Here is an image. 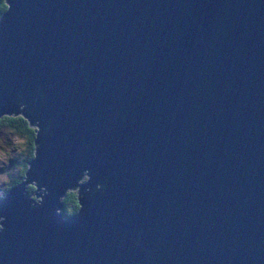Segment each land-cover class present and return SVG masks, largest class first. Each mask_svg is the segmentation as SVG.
Listing matches in <instances>:
<instances>
[{
    "label": "water",
    "instance_id": "obj_1",
    "mask_svg": "<svg viewBox=\"0 0 264 264\" xmlns=\"http://www.w3.org/2000/svg\"><path fill=\"white\" fill-rule=\"evenodd\" d=\"M10 3L0 114L55 124L52 195L0 202V264H264V0ZM85 168L106 192L57 216Z\"/></svg>",
    "mask_w": 264,
    "mask_h": 264
},
{
    "label": "clouds",
    "instance_id": "obj_2",
    "mask_svg": "<svg viewBox=\"0 0 264 264\" xmlns=\"http://www.w3.org/2000/svg\"><path fill=\"white\" fill-rule=\"evenodd\" d=\"M11 9L10 0H0V23L5 22ZM37 91L39 95L33 97L32 102L46 98L42 88ZM15 104L16 111L0 114V202L5 201L14 188L24 186L23 195L29 201V207L39 212L52 193L46 184H40L41 173L32 167V162L48 150L47 139L41 137L47 136L55 120H42L22 95H17ZM51 180L49 176L48 181ZM91 181V169H83L75 184L65 188L58 197L62 207H56L55 214L66 219L86 214L90 209L85 208L84 202L91 201L97 193L106 192L104 183H97L95 188L85 187ZM6 220L5 215H0V236L6 231Z\"/></svg>",
    "mask_w": 264,
    "mask_h": 264
}]
</instances>
